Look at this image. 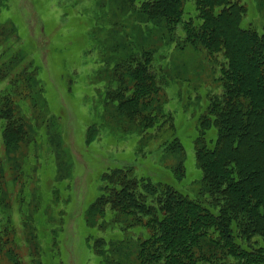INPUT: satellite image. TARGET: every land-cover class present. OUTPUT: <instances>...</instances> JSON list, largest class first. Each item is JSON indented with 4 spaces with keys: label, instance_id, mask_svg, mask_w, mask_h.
I'll return each instance as SVG.
<instances>
[{
    "label": "trees",
    "instance_id": "16d2710c",
    "mask_svg": "<svg viewBox=\"0 0 264 264\" xmlns=\"http://www.w3.org/2000/svg\"><path fill=\"white\" fill-rule=\"evenodd\" d=\"M256 1L264 15V0ZM6 8L0 0V12ZM119 10L146 27H129L119 39L112 33L110 44L104 40L105 69H97L92 88L102 112L87 128L88 143L117 131L139 135L144 147L167 132L164 150L176 160L175 178L183 179L185 147L166 110V88L172 81L187 85L181 76L188 68L174 69L172 60L180 52L201 55L217 75L203 82L215 91L192 143L199 177L179 188L139 177L133 166L108 167L85 215L97 233L87 237L94 256L99 264H264V30L245 25L246 0H122ZM8 27L16 36L12 24L1 36ZM14 53L7 64L19 78L11 77L0 96V132L7 149L23 143L32 158L20 167L0 151V264H64L65 205L57 207L59 216L54 208L65 203L58 191L70 178L53 161L65 147L60 116L50 105L42 67L21 50ZM44 167L59 184L50 198L40 188Z\"/></svg>",
    "mask_w": 264,
    "mask_h": 264
},
{
    "label": "rangeland",
    "instance_id": "374dc122",
    "mask_svg": "<svg viewBox=\"0 0 264 264\" xmlns=\"http://www.w3.org/2000/svg\"><path fill=\"white\" fill-rule=\"evenodd\" d=\"M5 1L7 8L0 12V31H3L4 26L12 24L16 27L17 37L8 35L10 27L7 28V34H0V70H6L3 74L5 76L0 79V96L10 89L8 84L11 80L19 78L15 70H12L14 66L7 64L16 55L14 50L19 49L24 55L26 53L27 57L42 67L41 75L49 85L50 105L60 116L65 146L59 152L61 159L53 157L54 165L61 162L64 172H70L69 181L61 184L58 191V200L61 198L65 203L54 205L56 210L65 205V224L60 235L63 263L99 264L87 241L90 233H97L90 232L85 215L98 195L102 173L108 167L128 165L134 167L139 177L168 182L179 188H183L180 187L184 185L183 180L190 181L191 185V179L197 175L199 177L192 145L199 133L198 119L208 95L215 91L212 83L204 85L203 82L208 79L212 81V76L215 77L217 72L213 73L215 70L211 71L209 65L202 63L204 59L201 55L197 57L191 52L171 54H180L177 60H172L175 62V66L171 63L172 68L183 67V64L188 68V72L181 76L185 77L187 85L179 80L172 81L166 88V110L174 115L176 133L186 153L187 173L183 179L177 180L172 170L176 160L163 147L164 142L170 139L167 132L150 139L144 147L139 135L127 132H106L100 141H86L88 126L102 112L100 104H96L93 83L99 80L98 74L95 75L97 69H105L100 63L102 54H107L102 53L104 40L110 44L114 42L112 33L119 39V35L125 36L132 26L144 32L146 24L129 11L121 13L119 8L122 0ZM246 1L249 13L245 25L251 22L254 28L263 31L264 15L258 9L257 1ZM0 151L4 160L20 167L29 156V159L32 158L31 151L23 143L17 148L7 149L1 132ZM38 172L41 174V191L48 192L50 198L54 172L52 175V170L46 167L44 170L40 168ZM54 185L56 187L59 184ZM40 201L46 202L44 197ZM14 207L19 208L17 202ZM55 215L59 216L58 210ZM21 236L26 238L27 234Z\"/></svg>",
    "mask_w": 264,
    "mask_h": 264
}]
</instances>
